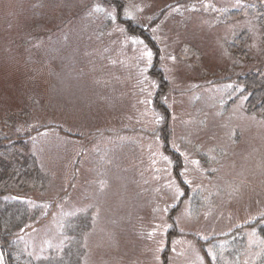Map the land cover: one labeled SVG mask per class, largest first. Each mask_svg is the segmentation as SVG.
Here are the masks:
<instances>
[{"label": "rangeland", "instance_id": "obj_1", "mask_svg": "<svg viewBox=\"0 0 264 264\" xmlns=\"http://www.w3.org/2000/svg\"><path fill=\"white\" fill-rule=\"evenodd\" d=\"M262 66L264 0H0L14 264H264Z\"/></svg>", "mask_w": 264, "mask_h": 264}, {"label": "trees", "instance_id": "obj_2", "mask_svg": "<svg viewBox=\"0 0 264 264\" xmlns=\"http://www.w3.org/2000/svg\"><path fill=\"white\" fill-rule=\"evenodd\" d=\"M237 80L244 85V90L247 92V98L245 101L246 108L251 113L263 115L264 66H262L256 72L249 71L241 73ZM173 157H176V159L178 158L175 154ZM31 161L27 162V158H24L21 153H18L9 159L3 158V165L0 163V241H3L1 244L3 249L5 248L10 264L15 263L11 258H13V255L15 256L16 248L14 243L11 241V237L13 236L14 231L21 228L25 222L24 204L26 201L23 198L11 199L9 197L6 198L8 202L5 203L2 201V197L8 196L10 192H8L9 189L6 187V185H8L6 184L7 182L4 178H1V173H3L2 175H11V181L12 179L15 181H20L25 178L27 180L28 178H31V173L35 172V166L31 165ZM175 175L176 177L178 176L176 173ZM5 178L8 179L9 177L5 176ZM24 183L25 181H23V184ZM14 194L17 195V193L13 192L12 195ZM262 237L264 238V223L262 224Z\"/></svg>", "mask_w": 264, "mask_h": 264}]
</instances>
